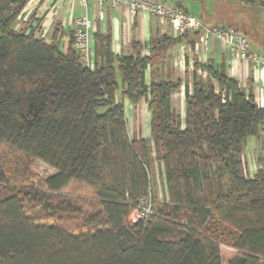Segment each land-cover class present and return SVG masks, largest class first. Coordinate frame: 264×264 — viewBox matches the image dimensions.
<instances>
[{
    "label": "trees",
    "instance_id": "16d2710c",
    "mask_svg": "<svg viewBox=\"0 0 264 264\" xmlns=\"http://www.w3.org/2000/svg\"><path fill=\"white\" fill-rule=\"evenodd\" d=\"M28 1L0 0V145L23 170L39 160L55 172L25 188L0 160V264H224L222 248L226 264H264V170L247 176L241 158L247 138L264 144V108L211 62H194L191 93L158 70L146 83L180 37L152 40L148 55L139 44L114 55L95 34L102 57L90 69L73 31L62 50L39 36L34 12L17 26ZM181 86L183 126L171 109ZM118 94L146 101L148 138L129 136ZM69 183L93 197H63ZM147 201L151 213L130 222Z\"/></svg>",
    "mask_w": 264,
    "mask_h": 264
},
{
    "label": "crops",
    "instance_id": "0c3cea01",
    "mask_svg": "<svg viewBox=\"0 0 264 264\" xmlns=\"http://www.w3.org/2000/svg\"><path fill=\"white\" fill-rule=\"evenodd\" d=\"M159 1L179 7L183 11L196 16L204 24L235 27H240L244 21V8H249L252 5L246 0ZM32 12H34L39 23V36L47 42L55 36L62 50L67 48L70 34L74 30L75 19L80 16L88 17L93 25L91 30L92 47L94 61L97 63H101L102 56L98 52L96 54V47L99 46V43L96 44L95 42V34L101 35L100 38H106L108 48L114 55L132 54L137 49L136 44L143 46L142 54L148 55L152 40H156L161 36L173 39L180 37L176 44L168 47L162 59H158L153 66L146 70V83L149 82L150 69L158 70V77L185 80L188 92L191 93L194 62H211L223 69L229 77L237 80L245 95L251 96L259 107L264 108V66L253 61L242 62L238 60L228 48L216 39L209 38L204 43L199 40L196 33L189 32L181 37L183 33H179L169 20L161 19L147 12L131 14L126 9H113L107 4H98L92 0H86V6L81 0H29L22 16L26 15L28 17ZM237 14L241 16V18L239 17L240 25L234 23ZM251 49L259 52L264 57L261 50H256L253 47ZM200 73L205 76V73L197 71V74ZM116 101H121L123 104L128 129V116L132 118L133 110H138L141 113L140 120H144L142 125H145V120H150V113L145 100L133 105L127 99H121L118 94ZM173 107L180 111L178 115L183 126V86L171 95V109ZM147 123V129L143 127L141 130L138 129L132 138H148L149 122ZM241 158L247 176H253L259 169L264 170V144L262 139L260 137L247 138ZM160 171H162L161 168Z\"/></svg>",
    "mask_w": 264,
    "mask_h": 264
},
{
    "label": "built area",
    "instance_id": "2783aa9c",
    "mask_svg": "<svg viewBox=\"0 0 264 264\" xmlns=\"http://www.w3.org/2000/svg\"><path fill=\"white\" fill-rule=\"evenodd\" d=\"M98 4H107L113 9L123 8L131 14L147 12L166 19L177 28L179 33L194 32L201 42L206 43L209 38L216 39L228 48L232 54L242 62L253 61L264 66V57L251 49L248 37L233 26L207 25L196 16L187 13L175 5L154 0H92ZM260 2L264 0H253ZM86 6V0H81ZM23 15L22 18H26ZM92 21L86 16H80L74 21L73 46L78 61L92 69L94 67L93 38L91 34ZM151 213L149 201L142 202L131 215L137 219L144 218Z\"/></svg>",
    "mask_w": 264,
    "mask_h": 264
},
{
    "label": "rangeland",
    "instance_id": "374dc122",
    "mask_svg": "<svg viewBox=\"0 0 264 264\" xmlns=\"http://www.w3.org/2000/svg\"><path fill=\"white\" fill-rule=\"evenodd\" d=\"M237 14L234 23L240 25L241 16ZM243 22L240 27H235L241 30L246 34L248 40L250 42V46L255 48L256 50H262L264 48V9H260L257 5H251L249 8H244L243 10ZM20 20H18L17 26L20 25ZM251 47V48H252ZM174 114H178L180 111L178 109H172ZM141 113L137 110H133L132 118L128 116V127H129V136L132 137L135 135V132L143 127L147 129V125L149 122L145 120V125H142L144 120H140ZM149 127V126H148ZM147 132V131H146ZM0 160L2 162V168L5 171L8 179L11 182H15L17 185L21 184L22 187L25 188H39L42 186L43 180L53 174L55 171L49 167L48 165L44 164L39 160H33L29 163L25 170H23L24 161L22 156L16 152L10 151L6 146L0 145ZM158 177L156 184L154 185V191L160 198L163 193L164 187L161 183L160 178V171L157 170ZM63 197H69L70 195L73 197L78 198L79 200H88L91 199L92 191L86 188L81 184L76 183H69L62 191ZM65 215H63V218ZM130 222L136 221L135 217L131 214L128 216ZM74 224V223H73ZM229 249L222 248V261L226 264L228 258L231 256L229 253Z\"/></svg>",
    "mask_w": 264,
    "mask_h": 264
}]
</instances>
